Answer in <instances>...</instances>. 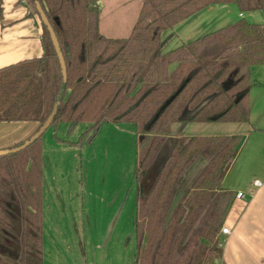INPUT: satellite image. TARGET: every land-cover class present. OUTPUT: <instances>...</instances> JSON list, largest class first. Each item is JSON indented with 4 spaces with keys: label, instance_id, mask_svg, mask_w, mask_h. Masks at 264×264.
Wrapping results in <instances>:
<instances>
[{
    "label": "trees",
    "instance_id": "trees-1",
    "mask_svg": "<svg viewBox=\"0 0 264 264\" xmlns=\"http://www.w3.org/2000/svg\"><path fill=\"white\" fill-rule=\"evenodd\" d=\"M20 1L27 17L48 20L66 64V91L51 126L64 121L71 130L89 124L70 145L90 143L104 122L136 127L134 264H213L221 255L217 236L235 198L222 181L241 135L178 136L147 189L143 180L174 122L248 120L252 67L264 64V25L240 18L164 48L178 23L210 5L233 3L243 13L264 10V0H143L131 33L114 39L99 31V0ZM42 29L40 57L0 69V121L42 124L51 112L61 73L43 24ZM211 46L221 48L218 58H202ZM41 153L39 138L0 156V264H42ZM197 158L205 164L175 203Z\"/></svg>",
    "mask_w": 264,
    "mask_h": 264
},
{
    "label": "rangeland",
    "instance_id": "rangeland-1",
    "mask_svg": "<svg viewBox=\"0 0 264 264\" xmlns=\"http://www.w3.org/2000/svg\"><path fill=\"white\" fill-rule=\"evenodd\" d=\"M105 5L107 9L100 19L102 29L116 30L122 23L128 26L134 22L133 13L140 3L139 0H105ZM114 6L120 8L111 15ZM239 12L237 7L227 6L222 12L223 20H216L212 31L238 21ZM261 13L259 10L243 12L242 18L261 23ZM122 32L127 36L128 31ZM220 51L219 46H211L203 52L202 58L215 60ZM250 88V121L264 125V64L252 67ZM184 124L187 132L194 133L213 131L220 134L234 130L226 121L199 120L174 122L171 131ZM88 125L80 122L70 130L67 122L59 121L40 137L42 217L46 219L42 223L43 262L71 263L86 259L93 264H134L137 248L133 227L137 187L136 127L128 122H104L90 143L87 139L79 145L57 143L63 139L79 141ZM171 140L170 137L166 139L159 154L166 152ZM57 194L64 195L62 202H58ZM0 195H3L1 191Z\"/></svg>",
    "mask_w": 264,
    "mask_h": 264
},
{
    "label": "crops",
    "instance_id": "crops-1",
    "mask_svg": "<svg viewBox=\"0 0 264 264\" xmlns=\"http://www.w3.org/2000/svg\"><path fill=\"white\" fill-rule=\"evenodd\" d=\"M142 1L139 0L140 6L137 12L133 13V18L135 17L134 22H130L132 24H128V26L122 23L116 30L112 28L102 29V21L100 22L101 14L103 16V12L107 8L105 0L98 1V26L100 33L106 38H126L131 33L132 27L138 17ZM229 5L237 7L233 3L210 5L183 22L178 23L172 30L175 36L167 42L164 51L171 50L182 43L195 40L212 31L215 21L223 20L224 15L222 12ZM119 8V6H114V9L110 12L111 15L116 13ZM218 12H221V14H217ZM26 13V7L20 0H2L0 69L23 60L38 58L43 53L41 43L43 29L41 21L36 15L27 17ZM240 13L242 12H239L238 16L242 18L243 13L242 16H240ZM133 18L131 21H133ZM123 30L128 31L127 36L123 34ZM119 32H122V34H119ZM169 33L170 31L164 32L162 38H165ZM174 67L175 64H172L170 69ZM250 120L249 113L247 121L228 122L234 127V130L220 133L226 135L239 134L241 135V140L238 145V153L230 164L222 181V187L227 191L233 192L235 198L222 225L228 228V233L223 234L220 231L218 233L217 241L221 248V255L219 258L214 259L213 264H264V125L251 122ZM39 126L40 123L34 120L0 121V150L19 145L34 134ZM186 128V124L181 125L178 129L173 132L171 131L173 136L169 137L177 138L181 135H219V132L213 131H208L207 133L187 132ZM173 142V140L170 141L167 152H169ZM57 143L65 144L67 142L63 139L62 142L58 141ZM161 156L158 153L157 158ZM204 164V159L197 158L188 168L176 194L175 203L183 196L194 178L202 170ZM152 170L153 166L148 173H152ZM254 180H259L261 184L254 186L252 184ZM150 184H144L145 189ZM238 192H241L243 196L237 197ZM56 197H59L58 202L64 199V195L57 194ZM44 219L42 217V223H44ZM42 264H45L43 258ZM51 264H93V261L89 262L86 259L71 263L56 261Z\"/></svg>",
    "mask_w": 264,
    "mask_h": 264
},
{
    "label": "water",
    "instance_id": "water-1",
    "mask_svg": "<svg viewBox=\"0 0 264 264\" xmlns=\"http://www.w3.org/2000/svg\"><path fill=\"white\" fill-rule=\"evenodd\" d=\"M41 22L46 27L47 32L49 33L52 46L54 48V51H55L57 59H58V63H59V67H60V73H61V84L59 87V91H58V94L56 96V99L54 101V104H53V107L51 109L49 116L46 118V120L42 124H40L37 131L34 134H32L28 139H26L22 143H20L19 145H16V146L11 147V148L1 149L0 150V156H4V155H8V154H12V153L21 151V150L25 149L27 146L34 143L37 139H39L43 135V133L51 126L52 121H53V119H54V117H55V115H56V113L60 107V104L63 100V97L65 95L66 83H67V70H66V64L64 61V57H63L58 39H57L50 23L48 22V20L45 17H43L41 19ZM170 100L171 99H169L167 101V103H169ZM172 140L175 141L176 138H172ZM170 149H171V147H170ZM170 149H169V151H170ZM168 153L169 152H167V150H166V152H164L160 158H156V160L153 163V170H152L153 172L152 173L149 172L147 174V176L144 178L143 183L145 185L152 182L156 172L163 165L164 160H165L166 156L168 155ZM148 181H151V182H148ZM15 212H16V214L19 215L20 209L18 207H15ZM20 227H21V220L19 218H17L15 221V229L17 232H19Z\"/></svg>",
    "mask_w": 264,
    "mask_h": 264
},
{
    "label": "built area",
    "instance_id": "built-area-1",
    "mask_svg": "<svg viewBox=\"0 0 264 264\" xmlns=\"http://www.w3.org/2000/svg\"><path fill=\"white\" fill-rule=\"evenodd\" d=\"M240 16H242V13H240ZM261 24L264 25V10H262V13H261ZM252 184H253L254 186H259L261 183H260L259 180H254V181L252 182ZM251 192H252V191H251ZM236 196H237V197H242L243 194H242L241 192H238ZM220 232L223 233V234H226V233H228V228L225 227V226H222L221 229H220Z\"/></svg>",
    "mask_w": 264,
    "mask_h": 264
}]
</instances>
